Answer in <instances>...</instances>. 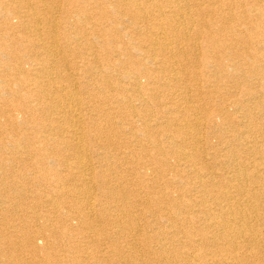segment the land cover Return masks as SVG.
<instances>
[{"label": "bare ground", "instance_id": "bare-ground-1", "mask_svg": "<svg viewBox=\"0 0 264 264\" xmlns=\"http://www.w3.org/2000/svg\"><path fill=\"white\" fill-rule=\"evenodd\" d=\"M8 6L0 264H264V0Z\"/></svg>", "mask_w": 264, "mask_h": 264}, {"label": "rangeland", "instance_id": "rangeland-1", "mask_svg": "<svg viewBox=\"0 0 264 264\" xmlns=\"http://www.w3.org/2000/svg\"><path fill=\"white\" fill-rule=\"evenodd\" d=\"M23 12H22V10L21 9H18V12H17V10H15V8L13 7V6H8V7H6V8H4L3 10L2 9H0V16H6L7 17V20L6 21H4V23H3V20H1V22H0V31H3V32H7V35H13V33H21V30L20 29H18V27H17V25H18V19H16L15 17H13V16H15V15H19V14H22ZM63 27H65V24L64 23H61V25H60V29H63ZM8 28H10V29H8ZM6 29H8V30H6ZM19 30V31H18ZM129 41V38H125V42H128ZM26 58V57H25ZM32 61H31V63H33V64H37V62H38V59H37V57H36V54H35V56L34 57H32ZM30 61V60H29ZM13 62V61H12ZM13 64H15L14 62H13ZM30 65V64H29ZM28 64H26L25 66H24V68L25 69H30L31 68V65L29 66ZM34 65V66H35ZM33 66V65H32ZM15 73L16 72H14V71H12L11 72V75L13 76V75H15Z\"/></svg>", "mask_w": 264, "mask_h": 264}]
</instances>
